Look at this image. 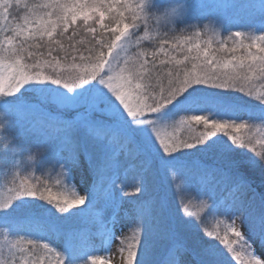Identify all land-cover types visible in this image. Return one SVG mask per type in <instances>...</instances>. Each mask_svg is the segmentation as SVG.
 Instances as JSON below:
<instances>
[{
    "label": "snow or ice",
    "instance_id": "1",
    "mask_svg": "<svg viewBox=\"0 0 264 264\" xmlns=\"http://www.w3.org/2000/svg\"><path fill=\"white\" fill-rule=\"evenodd\" d=\"M171 3L159 0L160 9ZM21 6L29 8L22 0H0V112L10 118L7 124L0 122V135L18 128L20 118L26 116L39 142H51L58 149L53 164L59 168L58 175L70 180L76 169L86 165L92 188L87 196L74 190L57 196L49 188L41 191L22 180L9 189L12 195L0 199V227H55L44 215L52 209L38 202L46 201L55 209L53 215L62 214L56 215L57 220L92 222L104 238L115 241L113 229L122 200L116 185L122 167L131 163L133 183H122L119 192L135 197L134 214L125 225L130 233L119 236L118 264H264V251L257 256L254 250L257 242H264V191L257 195L246 179L257 169L264 175V139L246 141L239 133L249 124L238 122L246 114L249 121L264 124V91L251 86L254 79H264V34L230 32L213 51L211 40L202 47L191 37L170 40L165 32L158 51L169 58L160 60L158 67L156 53L151 59L143 52L129 54L143 39L132 29L139 30L143 24L147 32L150 17L145 0H45L35 6L46 10L43 15H26L18 24L13 9ZM226 7L184 0L178 18H173L176 10L172 9L165 24L208 18L202 15L205 12L219 22ZM231 7L245 9V26L255 24L264 33V0ZM78 21L94 41L84 51L75 44L65 48L55 38H62ZM203 27L207 31L208 25ZM75 35L73 28L69 39ZM193 35L202 33L197 30ZM45 37L47 58L42 60L45 53L32 49H40L39 41ZM228 40L233 41L232 47L227 46ZM169 43L171 50L164 47ZM185 46L183 59L171 54L184 52ZM238 49L244 55L217 58V51ZM60 52L64 61L70 58L71 62L62 63ZM193 123L204 130L188 139L168 134L170 127ZM161 175L178 182L183 193H195L198 211H189L192 202H184L183 197L175 209L162 199L144 198L151 177ZM129 186L134 192L125 190ZM216 213L231 221L223 235L201 228L202 216ZM92 242L91 234L73 232L61 245L62 252L44 247L55 253V264H115L89 251ZM27 244L35 246L36 241L28 239ZM0 264L5 261L0 259Z\"/></svg>",
    "mask_w": 264,
    "mask_h": 264
},
{
    "label": "rangeland",
    "instance_id": "2",
    "mask_svg": "<svg viewBox=\"0 0 264 264\" xmlns=\"http://www.w3.org/2000/svg\"><path fill=\"white\" fill-rule=\"evenodd\" d=\"M44 2L45 0H22V4L27 3L29 8L25 9L26 13L21 15V19L18 20V24H23V18L26 15L33 18L38 15H43L44 11L46 10L35 6ZM203 2L215 4L222 3L229 5V7L221 9L219 18V22H224L225 25H229V28L227 29L229 33L231 31H244L249 33L254 32L256 35L264 34L257 30L255 24H252L251 26H245V21L247 18L245 9L241 7H231V5L251 4L253 3L252 0H203ZM158 10H162L160 9L159 2L157 0H151V3L147 5V11L151 12L148 13L150 19L148 22L147 32H145L143 24H141L140 29L137 30V33L141 37L144 38L151 34L156 35L159 28L165 24L157 23L155 19H151V17L156 15L155 11ZM205 13L209 15L208 12ZM209 18L216 19L210 15ZM256 20L258 23V13L256 14ZM181 21L183 20L177 21L176 24ZM73 28L77 32L79 28H85V26L83 25L82 21H78L76 25L71 26L69 32L65 33L63 36L64 38H62L63 44H67V42H69L77 45L78 41L69 39ZM182 37L186 36L183 35L181 38ZM44 40L47 41V37H45ZM30 43L32 42L30 41ZM45 51H47V49ZM54 55H57V53H54ZM59 57L61 56L59 55ZM40 58L42 60L47 58L46 54L44 57ZM62 63L66 62L62 60ZM9 119L10 118L6 113L0 112V122L7 124ZM0 145L2 147L4 146V149L8 147L13 155L12 164L7 166L9 168L0 170V187L5 189L6 192L9 193V196L13 194L9 192V189L18 186L22 180H27L30 184L34 185L41 191H43L45 188H49L51 189L52 193L57 196H59L61 193L71 195V190H74L80 195L87 196L88 190L91 189L92 177L87 171L86 165L76 169L70 180H64L63 177L58 175L59 168H53V164L58 158V149L51 142H39L38 133L34 130L33 125L29 122V119L26 116L20 118V126L18 128L7 130L2 135H0ZM29 157H34V159H29ZM119 176L120 179L117 181L116 188L117 195L121 197L122 200L119 209V220L113 229L117 239L115 241L109 242L106 238L100 235L102 241L100 240L96 244V248H99V250H97V254L93 253L95 256L105 260L112 259L114 260L115 264H118L119 260V256L117 255L119 236L121 233H130V229L125 225L128 219L134 214L133 210L135 206L134 196H124L122 192H119L122 183H124V173L120 171ZM154 178L151 177L150 187L149 190L144 193V198L161 199L160 193H158L156 197L151 193L162 190L166 200V196L169 195L166 188L160 187ZM57 180H60L61 183L57 184ZM137 182H139V180ZM128 184L131 185L132 183ZM66 185L68 189L67 191L65 187ZM176 187L177 185H172L170 192H172V190L175 191ZM125 190L129 193L134 192V189L131 186L127 187ZM177 195L180 197L179 199L176 198V195L173 192L171 193V196H174L172 203L173 209H175L177 205L181 204L182 197L184 202H188V199H192L189 195L182 193L181 190H178ZM38 202L45 204L47 208L52 209V213H44V215L50 216V218L55 223V227H44L37 229L34 226L25 224L13 230L3 228V231L0 232V244H8L10 245V248L12 247V251L15 255L14 260H16L15 264H55V253L49 252L48 249L44 247L45 244H47L49 248H53L56 251L62 252L63 248L61 245L64 243V240L69 236V234L73 232H82L91 234L92 237H96L97 233H99L98 226L92 222L75 221L72 219L57 220L56 215L62 214L53 215L55 213V209L52 205H48L46 201ZM189 211L197 212L198 206L194 203H191ZM108 219L111 220V216H109ZM202 219L204 221L203 224H201L202 229L207 228V230H215V223L217 224V220L214 219V214L202 216ZM89 226H93L95 229H97L96 232L91 231V227ZM237 226L240 227L242 231L244 230L243 226L240 225L239 222H237ZM28 239L35 240V246L28 245ZM17 241H20L21 243L16 244ZM14 244L16 245L15 247H13ZM20 248H24L25 251L21 252ZM92 248L96 249L94 246L89 245V251H92ZM254 250L256 255L259 256L261 251H264V242H257L254 245Z\"/></svg>",
    "mask_w": 264,
    "mask_h": 264
},
{
    "label": "trees",
    "instance_id": "3",
    "mask_svg": "<svg viewBox=\"0 0 264 264\" xmlns=\"http://www.w3.org/2000/svg\"><path fill=\"white\" fill-rule=\"evenodd\" d=\"M159 2V0H157ZM253 3L255 4H259V0H252ZM23 13L25 14V8L20 7L19 9H13V14L15 15L16 19H15V23H18V20L21 19V15H23ZM202 15L207 16L208 18L205 19H185L181 22H179L178 24H174V25H167L164 24L162 25L157 34L156 35H149L147 37H144L141 42L139 47H132L130 49V55H134L136 53L139 52H143L145 54L148 55L149 59H151V55L153 53L157 54V66L160 67L159 65V61L160 60H166L169 57L163 55L162 53H159V48L161 47V39L164 35L165 32L168 33V37L171 40L172 37L174 36H186V37H191L192 38V42L196 43L199 42L201 43L202 47H206L207 45L204 43L205 41L211 40L212 42V50L215 51L216 49L219 48V41L220 40H226L229 32L227 31V29L229 28V25H225L224 22H216L217 20L214 18H209V15H207V13H203ZM110 22V21H106ZM191 25H197V28H193L191 27ZM204 25H208V29L207 31L204 30ZM175 29L174 31H172V29ZM201 31L202 35L200 37H195L193 35V33L195 31ZM132 31L136 32L137 36H140L137 33V29H132ZM230 31V29H229ZM101 30L99 29V27H97V35H100ZM232 32V31H231ZM72 33V32H71ZM254 33V32H251ZM72 34H70L71 36ZM64 38V37H62ZM61 37L57 36L56 39H61ZM184 38V37H182ZM71 40H75L78 41L77 45H75L77 48H79L81 51H84L87 48L92 47V44L94 43L93 38H92V34L88 33L86 31L85 28H79L78 31L76 32V38L74 37ZM135 40L136 37H133V44H135ZM43 46L40 49H35L33 48V51H38V52H43L46 54L47 51H45L47 49L46 44L47 41H39ZM174 42V41H172ZM248 41L246 40L245 43H247ZM72 43L67 42V44H64L65 48H68L69 45H71ZM227 46L228 47H232L233 46V41L232 40H228L227 41ZM58 47V45H57ZM165 48H168L169 50H171V43L164 45ZM186 47L185 46V51L184 52H172V55H176L177 59H183V56L187 54L186 52ZM61 57V59L63 60V56L64 53L60 52L58 53ZM195 54V53H193ZM217 58L218 59H229L231 58L232 55H244V52L242 49H238V51L236 53H228V52H220L217 51L216 52ZM66 63H70L71 60L69 58L68 61H65ZM186 66L190 69L191 68V64L186 62ZM165 68L167 67H175L174 65H165ZM181 68L185 67V65H181ZM255 91L257 92H261L264 91V79H254L252 81V85H251ZM235 95H240L239 93H234ZM32 102H36L35 98H32ZM50 110H54V106H49ZM98 118H102L99 117ZM178 119V118H177ZM238 122H246L249 124V127L246 129L241 130V132L239 133V135H241L246 141L248 138H251L253 140V142H255L256 140H261L264 139V124H261L260 121H249L247 119L246 114L243 117V121H238ZM203 126L202 125H195L193 123V125L191 127L188 126H180L177 125L176 127H170L167 131L168 134L170 136H175L179 139H188L190 137H193L195 135H198L199 132L203 131ZM230 143V142H229ZM4 147V146H3ZM0 145V170L9 168L7 166L12 164V153L11 150L7 147V148H3ZM257 150H260V146L257 145ZM242 151H248V149H243ZM209 163H212L213 161L209 160ZM121 171L124 173V179L123 182L124 183H133L132 180V176L134 175V171H133V166L131 165V163L125 164L124 167H122ZM156 177V178H154ZM154 179H156L158 185L162 188H166L167 193L169 195L166 196V200L164 198V194L162 192V190L159 191H154L153 196L156 197V195L158 193L161 194L160 198L162 200H164L169 206L172 207V203H173V197L171 196V193L173 192L176 195V198L179 199L180 197L177 195L178 190H181L178 182H170L168 178L164 177V176H153ZM246 179L251 183L253 189L255 190V193L257 195H259L262 191H264V175L261 174V172L259 171V169L249 172L248 175L246 176ZM139 180V178H137V181ZM177 185L175 191L172 190L171 191V186L172 185ZM91 188H92V182H91ZM183 193V192H182ZM189 195L192 199H188L191 200L192 203L196 204L198 206L199 201L197 200L195 193L193 192H187L184 193ZM9 196V193L6 192L5 189H3L2 187H0V199H6ZM213 215V214H212ZM214 219L217 220V224L215 223V230L219 231L221 233V235L224 234L225 231V227L228 223H230V219L227 215H221L219 213L214 214ZM218 221L222 222V223H218ZM91 227V231L96 232L97 229H95L93 226H89ZM3 228L6 227H0V232H2ZM100 233H97L96 237H93V242L90 244V246H94L96 248V244L97 242H99L101 240L100 238ZM100 238V239H99ZM206 239H212V238H208L205 237ZM234 237H232L230 235V239H232ZM102 241V240H101ZM101 244V243H100ZM99 244V245H100ZM221 248H223V245H220ZM237 249L239 250V246H237ZM97 250H99V248H92V251L94 254H97ZM230 255V254H229ZM0 259H3L5 261V264H15V255L12 251V247L10 248V245L8 244H0ZM232 264H239L238 261H232Z\"/></svg>",
    "mask_w": 264,
    "mask_h": 264
},
{
    "label": "clouds",
    "instance_id": "4",
    "mask_svg": "<svg viewBox=\"0 0 264 264\" xmlns=\"http://www.w3.org/2000/svg\"><path fill=\"white\" fill-rule=\"evenodd\" d=\"M149 3H151V0H145L146 5H148ZM183 4L184 0H172V3L168 6L166 10L155 11L156 15L154 17L158 18L160 23H165L168 18L166 13H172V9H175L176 11L172 15L174 19L178 18L177 14L182 10ZM148 13L151 12L148 11Z\"/></svg>",
    "mask_w": 264,
    "mask_h": 264
}]
</instances>
